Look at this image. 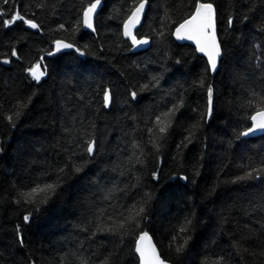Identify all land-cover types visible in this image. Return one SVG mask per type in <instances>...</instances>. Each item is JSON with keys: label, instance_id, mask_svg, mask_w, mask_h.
Here are the masks:
<instances>
[{"label": "trees", "instance_id": "obj_1", "mask_svg": "<svg viewBox=\"0 0 264 264\" xmlns=\"http://www.w3.org/2000/svg\"><path fill=\"white\" fill-rule=\"evenodd\" d=\"M101 2L92 33L82 23L89 0H0V12L18 8L40 25L38 32L22 22L0 26V61L11 60L0 63V264H139L136 233L97 230L133 203L149 217L136 232L146 229L172 264H264V135H240L264 108V0H212L223 48L217 73L173 37L196 0H149L137 33L152 45L137 53L122 29L133 0ZM60 40L72 50L57 53ZM41 58L47 73L37 83L26 70ZM181 100L157 151L148 128ZM61 167L56 195L24 203L21 192ZM185 218L192 225L177 253L183 241L172 237Z\"/></svg>", "mask_w": 264, "mask_h": 264}, {"label": "snow or ice", "instance_id": "obj_2", "mask_svg": "<svg viewBox=\"0 0 264 264\" xmlns=\"http://www.w3.org/2000/svg\"><path fill=\"white\" fill-rule=\"evenodd\" d=\"M149 0H133V9L130 15L123 24V35L131 41V45L134 48H139L141 45H148L150 39L147 37L138 38L139 34L135 31L137 26L140 24L142 16L144 15V9L148 4ZM4 4H15L16 0H3ZM101 0H95L89 4L86 9H84L82 14V23L84 27L96 31L93 23V17L96 13V9L100 6ZM0 26L11 27L17 22H22L31 29H39L40 25L33 19L27 18L22 10L14 8L12 13L9 15L8 11L0 12ZM246 18V17H245ZM228 25L231 27L233 25V20L229 18ZM61 28L64 26L61 25ZM174 35L177 40L180 41H190L194 46L195 50L201 53L207 59L208 71L211 73H217L218 68L221 64V59L223 56V48L221 40L219 39L218 29H217V9L214 6L212 0H196L194 5V10L180 22L174 29ZM73 45L69 43H63L61 41H56V51L59 52L61 49L72 48ZM79 51V49H77ZM49 55H55L54 52L48 53ZM84 53L81 52V55ZM12 57H17L19 55L15 49L10 53ZM3 64L11 63L10 59H3L0 61ZM28 75L32 80L39 83L47 73V67L43 65V58L40 62L31 65L27 70ZM155 79V77L153 78ZM203 84V80H201ZM207 93V109L205 113V119H210L213 115V103H214V89L212 85H208L206 88ZM137 93L133 91L131 96L133 99L136 98ZM104 106L110 107L112 103V93L111 91H105L103 94ZM183 105V101L173 105L171 109L163 112L161 115L155 117L153 126L148 128L149 142L159 151L160 144L158 140L163 139V134L167 133L168 129L172 126V121L175 118L176 113L179 111L180 107ZM19 115V112L15 113ZM11 122L13 117H8ZM252 124L247 128L246 131L240 133L242 136H249L252 133L259 131H264V108L258 109L254 115L250 117ZM159 134V135H157ZM186 139H189L186 137ZM134 148H139V144H134ZM88 156H93L96 151V142L94 140L87 143L85 149ZM75 154V153H73ZM143 154V153H141ZM136 153H133L135 156ZM136 162H140L139 156L136 157ZM76 172L81 171V167L78 164L73 163ZM258 171L264 172V168ZM65 173V167L59 168L49 180H44L38 178L33 182L32 186L27 187L25 191L20 193L23 198L24 203L37 205L40 203H45L52 196L57 194L58 188L62 183V175ZM253 175L252 171L246 173L245 176L237 177V180H243L249 178ZM153 180L158 181L160 178L159 170L152 172ZM181 179L187 180L188 177L184 176ZM235 182V181H234ZM110 197L106 196L105 199ZM19 202V201H18ZM101 215H103L107 210L101 209ZM126 213H120V220H115L111 215L108 217L112 221V227H105L100 225L98 231H108V232H120L123 230L124 233H136L134 239V251L138 256L139 264H167L165 259H162L159 252L157 251L156 245L153 243L152 236L149 235L146 229L140 230L138 233L136 229L141 228L142 222L149 219L146 214V209L138 203H133L130 208H126ZM30 220L29 215L24 216V221L27 223ZM192 221L185 218L184 222L180 224L176 230V235L172 237V240L183 241L176 246V252L181 253L184 246L187 243V239L184 238L183 234L190 231ZM19 231V229H18ZM95 235V233H93ZM190 239V237H188ZM20 243L23 244V237L20 236ZM82 264H87V262H82ZM100 264H108L107 258L100 262Z\"/></svg>", "mask_w": 264, "mask_h": 264}, {"label": "water", "instance_id": "obj_3", "mask_svg": "<svg viewBox=\"0 0 264 264\" xmlns=\"http://www.w3.org/2000/svg\"><path fill=\"white\" fill-rule=\"evenodd\" d=\"M102 6H103V2H101L100 3V6L96 9V13L94 14V17H93V23H94V27H95V21H96V16L98 15V13H99V11L101 10V8H102ZM147 10H148V4L146 5V7H145V9H144V15L142 16V19H141V22H140V24L137 26V28L135 29V31L137 32L139 29H140V27H142V24H143V22H144V18H145V14H146V12H147ZM84 26V25H83ZM85 28V30H87V31H90V32H92V33H95V31H92V29H88V28H86V27H84ZM31 29V28H30ZM123 29V28H122ZM31 30H33V31H40V28L39 29H31ZM173 37H174V40L177 42V43H179V44H189V45H192L193 47H195L190 41H180V40H177L176 39V37H175V35H174V33H173ZM126 38V37H125ZM127 39V38H126ZM61 42H63V43H68V42H66V41H62V40H60ZM151 45H152V41H151V39H150V43L148 44V45H141L139 48H134L133 47V49H132V52L133 53H137V52H143V51H145V50H147V49H149L150 47H151ZM55 49H56V46H55ZM70 50H72V48H67V49H61L59 52H57V53H60V52H67V51H70ZM199 53V52H198ZM200 55H202L201 53H199ZM203 56V55H202ZM223 57V56H222ZM206 58V57H205ZM219 68H220V66H219ZM219 68H218V70H219ZM41 82V81H40ZM39 82V83H40ZM212 119V117L210 118V119H208L209 121ZM251 123H252V121H251ZM261 135H264V131H257V132H255V133H252V134H250L249 136H247V137H245V136H243V138L244 139H249V138H256V137H258V136H261ZM150 236H151V234H149ZM152 239H153V237H152ZM153 243L156 245V247H157V251L159 252V254H160V256H161V258L163 259V257H162V255H161V252H160V250L158 249V246H157V244L155 243V241H154V239H153ZM137 255V254H136ZM137 258H138V256H137ZM167 262V264H172V263H170L169 261H166Z\"/></svg>", "mask_w": 264, "mask_h": 264}]
</instances>
